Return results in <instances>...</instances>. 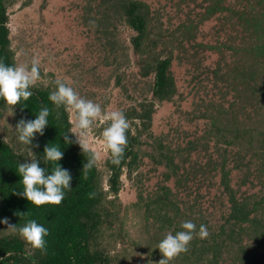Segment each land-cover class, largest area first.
I'll list each match as a JSON object with an SVG mask.
<instances>
[{"label": "rangeland", "instance_id": "374dc122", "mask_svg": "<svg viewBox=\"0 0 264 264\" xmlns=\"http://www.w3.org/2000/svg\"><path fill=\"white\" fill-rule=\"evenodd\" d=\"M3 1L14 64L40 61L41 79L33 88L51 93L56 89L55 81L61 79L81 96L105 108L124 111L130 121V135L136 139V164L131 169L121 168L115 193L108 190V157L98 143L105 125L97 122L89 141L93 150L100 151L95 167L104 198L100 227L91 247L107 256L108 264H158L162 256L156 248L155 235L162 232L156 230L160 223L154 215L159 208H163L162 214L165 210L174 214L171 203L181 210L177 220L185 218V214L190 220L202 217L207 220L204 225L209 235H219L218 225L223 222L220 213L225 209L221 205L224 197L219 194L220 175L217 170L212 175L201 174V170H209L206 163L212 167L214 161H219L218 155L228 156L225 170L231 187L238 192L237 198L248 197L251 204L255 195H264L260 161L250 159L252 153L259 152L255 138L251 146L242 144L237 160L235 149L229 153L231 146L223 143L228 137L224 129H229L230 123L234 129L256 126L254 135L264 132V94H245L232 104V92L222 93L231 90L225 82H235L232 78L226 81L224 76L225 82L221 83L213 74L220 57V71H241L249 86L250 70L261 79L254 82L264 80V64L241 53V49L264 37V0H135L145 5L140 10L146 20L144 37L137 46L133 43L136 33L120 19L123 11L118 0ZM214 6L216 12L209 15L207 8ZM166 58L171 96L157 101L151 92L154 72L149 70ZM243 83L240 90L244 89ZM241 99H248L242 103L244 108H240ZM218 106L220 110L214 112ZM147 110L152 111L149 121L141 123L137 115ZM10 115L7 108L0 107V137L21 159L28 160V146L18 143L13 131L14 114ZM258 119L262 124H257ZM166 148L171 163L164 157ZM183 156L195 165L186 163V170H201L184 172L179 184L172 174L165 180L163 173H170L173 164L179 165L177 173H182L179 161ZM235 164L239 166L235 168ZM244 174H248L246 179ZM161 186L169 189L171 202L156 201L163 194ZM5 231L7 225L0 227V236L14 235Z\"/></svg>", "mask_w": 264, "mask_h": 264}, {"label": "trees", "instance_id": "16d2710c", "mask_svg": "<svg viewBox=\"0 0 264 264\" xmlns=\"http://www.w3.org/2000/svg\"><path fill=\"white\" fill-rule=\"evenodd\" d=\"M117 4L123 11V17H120V19L125 22L129 29L136 33L133 43L137 46L145 34L146 20L145 16L142 15L144 12L140 10L145 5L135 0H118ZM218 10L220 11L221 9ZM215 12V6L214 8H207L209 15ZM6 21V7L4 1L0 0V61L11 66L14 65V59L10 48ZM241 53H247L251 56L252 61L264 64V37L259 39V43H255L246 49H241ZM220 55L221 53H218V57ZM219 59L221 58L219 57ZM219 59L213 74L221 83L225 82V77L226 81L232 78L233 83L235 82L233 85H226L225 82V87L229 86L231 90L226 91L225 89V92L222 93L223 95H228L232 92V104L235 100L237 101L239 96L243 97L245 94L251 97L254 93L264 94V80L262 81L263 84L262 82L260 84H257V81L254 82V79L261 80L260 77H257L258 74L254 70L249 71V81L251 82L249 86L248 81L243 79L241 71L235 70V68L227 70V73L226 71H220L218 65L223 61ZM168 66L169 60L166 58L158 61L155 67L149 70L154 72L151 92L157 101L168 100L171 96V78L167 74ZM261 68L264 70V65ZM149 71L147 70L145 74ZM262 79H264V75ZM240 83L244 84L245 90H240ZM30 91L33 93L32 96L27 101L22 100L13 109L15 125L21 119L26 121L34 120L44 106L50 109V115L47 118L48 126L44 129V135L36 134L30 148L37 156L36 158L40 160V167H46L51 172L53 165L51 163L44 164V148L46 145L60 147L64 155L58 163L62 169L68 170L71 174L72 190H65V198L58 206L44 205L35 207L26 198L13 194L23 190L20 184L22 177L19 176L18 165L19 163H24L26 159H21L0 137V221L7 218L10 224L17 225V228H19L29 220H36L38 224L49 230V235L45 238V250L43 252L36 251L32 256L26 255L24 242L19 238L18 233L12 236H0V264H108V257L91 247L94 236L100 227L101 211H103L101 206L104 199L99 187L97 169L93 167L86 173L83 172V165L89 158L88 153H82L79 145L75 143L74 137H69L73 141L72 143H64L63 137L70 134L71 125L65 109L63 107L56 109L49 101L50 91L33 87ZM238 92L241 95H238ZM247 100L243 101L241 99L240 108H244L242 103H247ZM250 105L252 104L250 103ZM0 107L6 108L3 101H0ZM217 110H220L219 106L214 108V112H217ZM151 112V110H147V112L137 115V117L141 120V123H146V121H149ZM232 118L236 121L234 116ZM214 121L212 124H214ZM239 121L241 120L239 119ZM257 124H262L260 119L257 120ZM142 126L145 127L146 125ZM228 127L229 129H224L228 137L223 140L224 144L231 146L228 152L231 153L232 149H235V160H237L240 151H242L239 149L242 144L245 143L251 146L255 138L259 152L252 153L250 159L255 157L260 161L261 169H259V172H264V132L261 131L254 135L253 130L256 126L254 128L234 129L235 126L230 123ZM134 143L136 144V139L128 131V146L125 149L124 158L120 166L117 167L111 164L109 159L105 161V167L108 172V190L112 193L117 191L118 176L121 168L131 169L136 164L137 153L133 150ZM35 145H39V147H34ZM190 146L191 143H188V148ZM161 148L159 147V149ZM167 149L164 157L168 163H171V159L166 155ZM249 149L250 147L247 151ZM224 150H227V148ZM227 157L218 155L219 161H214L212 167L210 162L206 163L205 166L209 165V170L207 169L206 172L201 170V167H198L199 169L190 168L189 171L186 170L185 164H189V162H186L185 156L184 159L179 161L182 168L181 174L177 173L179 165L174 166V164L170 173H163L165 180L169 179L171 174L175 175V181L179 184L178 179H183L184 172L192 174L201 170V174L212 175V172L217 170L220 175L218 182L219 194L223 195L225 200V202H221L225 209L224 212L220 213V220L223 222L218 225L219 233L217 234L219 235L211 233L208 239L191 241L189 250L177 256L172 264H264V225L261 224V220L264 217V195H255V198H253L254 202L251 204L248 197H236L238 192L231 187L227 178L228 171L225 170ZM242 158L240 159L242 160ZM166 165L170 166L171 164L166 163ZM189 166L193 167L195 165L189 164ZM238 166L239 164H235V168ZM245 167H247V164H245ZM247 175L244 174L243 179H246ZM242 181L241 183L244 184L245 182ZM159 189L163 191V194L158 195L156 201H170L168 199L169 189L164 186L159 187ZM162 206L164 207V205ZM171 206L175 209L174 214L171 215L166 210L162 214L163 208H159L156 215H154L155 219L160 223L159 228L156 230L162 232L160 235H155L157 243L164 238L167 232L171 231L175 234V232L181 230L180 225L182 222L190 220L186 214L185 218L180 217V221L177 220L178 218L176 219L175 217L178 216L181 210L176 203H173V205L171 203ZM191 221L197 225L198 229L207 220L198 217L191 219ZM3 225L5 224L0 223V227ZM213 235L215 236L213 237ZM221 236L223 239H221ZM8 252H12L13 255L8 256Z\"/></svg>", "mask_w": 264, "mask_h": 264}, {"label": "clouds", "instance_id": "9594fccd", "mask_svg": "<svg viewBox=\"0 0 264 264\" xmlns=\"http://www.w3.org/2000/svg\"><path fill=\"white\" fill-rule=\"evenodd\" d=\"M40 79V61L38 59H32L30 64L20 63L11 66L0 61V101L4 102L11 115L14 114L13 109L22 100L27 101L32 96L33 93L30 89ZM55 84L56 89L50 93L48 99L56 109L63 107L69 114L70 134L63 137L64 143H72L73 141L69 137H74L75 143L79 145L82 153H88L89 158L83 165V172L91 170L100 160V151L93 150L89 142L93 127L97 122L105 125L98 141L100 149L107 155L111 164L120 166L128 146V131L131 127L124 111L105 108L101 103L81 96L71 84L61 79H57ZM49 115L50 109L44 106L34 120L21 119L14 130L9 126L16 133L18 143L29 146V159L18 165V173L22 177L20 184L23 190L13 194L26 198L35 207L58 206L65 198V190H72L71 174L68 170L62 169L58 163L64 155L60 147L46 145L44 148V164L51 163L53 165L51 172L46 167H40V160L36 158L37 156L30 148L36 134L44 135ZM34 147H39V145ZM0 223L7 225L6 233H18L19 238L24 242L26 255L32 256L36 251L43 252L45 250V238L49 235V230L38 224L36 220H29L19 228L17 225L10 224L7 218H4ZM180 228L181 230L175 234L171 231L167 232L156 245L162 256L158 264H171L177 256L189 250L193 239L198 237L203 240L209 236L206 225L201 224L197 230V225L191 220L182 222ZM7 255L11 256L13 253L8 252Z\"/></svg>", "mask_w": 264, "mask_h": 264}]
</instances>
